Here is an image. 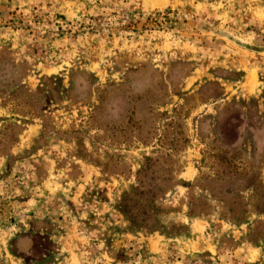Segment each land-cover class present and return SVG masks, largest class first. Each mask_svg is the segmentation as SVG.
Here are the masks:
<instances>
[{"label":"rangeland","instance_id":"1","mask_svg":"<svg viewBox=\"0 0 264 264\" xmlns=\"http://www.w3.org/2000/svg\"><path fill=\"white\" fill-rule=\"evenodd\" d=\"M1 54L0 264H264V0H0Z\"/></svg>","mask_w":264,"mask_h":264},{"label":"trees","instance_id":"2","mask_svg":"<svg viewBox=\"0 0 264 264\" xmlns=\"http://www.w3.org/2000/svg\"><path fill=\"white\" fill-rule=\"evenodd\" d=\"M3 53V52H2ZM3 54H1V58H0V61H6L5 60V58L2 56ZM2 59V60H1ZM0 73H2V70H0ZM0 86L1 87H3L4 85H3V80H1V77H0ZM20 87H22V86H20ZM20 87H17V88H6V84H5V88L6 89H8V90H15V91H17ZM1 91H0V98H3L4 96H6L7 98H8V101H13V109H14V107L15 108H17L18 110H19V106H20V103L17 101V99H14V98H12V95H14V91H13V93H8L7 95H6V93H5V91L3 90V89H0ZM17 109H15V110H17ZM19 112H20V110L19 111H16V114H19ZM16 120L17 121H20L18 118H16ZM139 194H145V196H146V198L145 199H147V200H149V201H146L145 202V204H144V206L145 207H147V208H149V209H153L154 208V206L156 205V204H154V203H157V202H159V201H157V199H155V192H152V194H151V196L152 197H150V195H146L148 192H145V191H139L138 192ZM150 197V198H149ZM192 209V208H191ZM147 210V209H146ZM193 210V211H192ZM191 210V212H193V213H191L192 215H206V214H209V208L208 207H203L202 209H198L199 211V213L197 214V213H194L195 211H194V209H192ZM233 210V209H232ZM135 219H134V216L132 215V217L131 218H129V222H131L132 224H136L135 223ZM175 227L176 226H178V227H185V225L184 224H179V225H174Z\"/></svg>","mask_w":264,"mask_h":264},{"label":"crops","instance_id":"3","mask_svg":"<svg viewBox=\"0 0 264 264\" xmlns=\"http://www.w3.org/2000/svg\"><path fill=\"white\" fill-rule=\"evenodd\" d=\"M174 243H176L175 244L176 249L173 250L174 252L177 250V252L183 251L185 253H191L195 245V240L191 241L190 238H182V239H178L177 241H174ZM166 245L164 242H162V240L160 239L158 240V238L156 237L149 239L146 243L147 249L153 253H157L159 251L162 252Z\"/></svg>","mask_w":264,"mask_h":264}]
</instances>
